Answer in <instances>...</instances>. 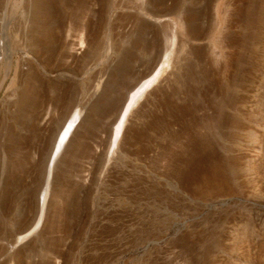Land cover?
I'll use <instances>...</instances> for the list:
<instances>
[{
	"label": "rangeland",
	"instance_id": "rangeland-1",
	"mask_svg": "<svg viewBox=\"0 0 264 264\" xmlns=\"http://www.w3.org/2000/svg\"><path fill=\"white\" fill-rule=\"evenodd\" d=\"M0 264H264V0H0Z\"/></svg>",
	"mask_w": 264,
	"mask_h": 264
},
{
	"label": "bare ground",
	"instance_id": "bare-ground-1",
	"mask_svg": "<svg viewBox=\"0 0 264 264\" xmlns=\"http://www.w3.org/2000/svg\"><path fill=\"white\" fill-rule=\"evenodd\" d=\"M6 61H7V69H8L10 67L9 55L6 57ZM163 70H164V65L163 63H161L155 68L153 73L145 80H142L144 79L142 78L141 80L135 81L132 84L130 83L128 90L126 89L127 92L125 94V97L123 98V100L125 99L126 103L123 109H121L122 111L120 112V115L115 125V130H114L115 141L120 135L121 130L126 122L127 116L130 113V111L133 109L134 106L137 105L138 101L144 97V95L147 93L149 88H151L157 82V80H159L160 75H162L164 72ZM14 81L15 78L13 79L7 91V94L5 96L6 100H9L10 96L12 95L11 89L14 86ZM20 103L21 104L24 103L23 98L20 99ZM84 110L79 109V106H76V108H74L70 112H67L66 115L55 126V129L50 137L47 148V153H50V158H49L50 160L47 166V176L45 180V185L41 194V198L39 200L38 215L36 216V218L33 217L31 221L26 225V229L27 228H31V229L26 234H24L19 238L18 242L20 243L28 240L33 235V233L39 228L40 224L43 222L45 211L47 209V197L48 195L51 194L53 195V193L55 192V190L53 189V186L55 185L54 181L56 178L54 171L62 159L66 147L69 144L72 135L75 132V129L77 128V124L81 119V117L83 116ZM21 249L22 247L20 248V250Z\"/></svg>",
	"mask_w": 264,
	"mask_h": 264
}]
</instances>
